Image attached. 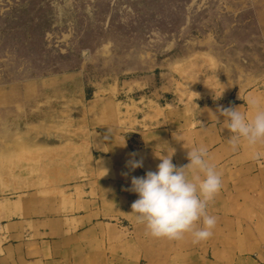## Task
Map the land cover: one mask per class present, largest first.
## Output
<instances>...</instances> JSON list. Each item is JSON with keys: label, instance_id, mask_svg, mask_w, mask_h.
I'll return each mask as SVG.
<instances>
[{"label": "rangeland", "instance_id": "374dc122", "mask_svg": "<svg viewBox=\"0 0 264 264\" xmlns=\"http://www.w3.org/2000/svg\"><path fill=\"white\" fill-rule=\"evenodd\" d=\"M257 87L264 0H0V200L65 207L104 135L137 144L101 120L188 118Z\"/></svg>", "mask_w": 264, "mask_h": 264}, {"label": "crops", "instance_id": "0c3cea01", "mask_svg": "<svg viewBox=\"0 0 264 264\" xmlns=\"http://www.w3.org/2000/svg\"><path fill=\"white\" fill-rule=\"evenodd\" d=\"M223 100L188 118L131 119V128L121 118H100L108 129L133 131L130 138L137 144L130 149L125 141V146L108 148L106 141L119 135H104L98 166H87V180L71 183L65 207L47 211L33 202L34 196L24 205L0 200V264H264V142L242 139L234 149L219 113L238 107L253 115L252 101L264 107V88L239 89ZM184 144L205 146L221 176V188L208 203L216 224L212 235L199 242L191 233L177 239L153 237L131 212L138 198L129 190L131 177L155 171L161 162L156 155L173 151V164H188ZM133 153L143 167L130 170L126 162Z\"/></svg>", "mask_w": 264, "mask_h": 264}, {"label": "clouds", "instance_id": "9594fccd", "mask_svg": "<svg viewBox=\"0 0 264 264\" xmlns=\"http://www.w3.org/2000/svg\"><path fill=\"white\" fill-rule=\"evenodd\" d=\"M252 104L255 111L251 116L238 107L219 109L234 149L242 139L250 144L264 142V107L255 100ZM186 148L188 164L180 167L173 164L174 151L171 155L155 154L161 161L155 171L131 177L129 190L138 196L131 204V212L153 237L177 239L191 233L194 241L199 242L212 235L216 218L208 215L206 209L221 188V176L210 162L205 146ZM131 155L133 158L126 166L130 170L143 167L142 159H136L135 153ZM189 171L193 172L191 179ZM201 221L203 226L198 227Z\"/></svg>", "mask_w": 264, "mask_h": 264}]
</instances>
